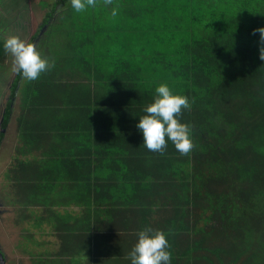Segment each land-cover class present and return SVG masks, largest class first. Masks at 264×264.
<instances>
[{"label": "trees", "instance_id": "trees-1", "mask_svg": "<svg viewBox=\"0 0 264 264\" xmlns=\"http://www.w3.org/2000/svg\"><path fill=\"white\" fill-rule=\"evenodd\" d=\"M38 3L26 41L54 66L15 72L0 122L17 111L12 203L39 208L58 243L34 264H130L146 227L166 234L171 264H264V0ZM160 84L190 102L187 155L149 151L136 127Z\"/></svg>", "mask_w": 264, "mask_h": 264}, {"label": "clouds", "instance_id": "clouds-1", "mask_svg": "<svg viewBox=\"0 0 264 264\" xmlns=\"http://www.w3.org/2000/svg\"><path fill=\"white\" fill-rule=\"evenodd\" d=\"M112 0H105L111 4ZM71 7L76 13H83L88 8L97 7V0H71ZM113 16L117 9L113 8ZM260 34L259 58L264 61V27L254 30ZM6 52L13 57V71L29 81H35L54 65L44 58L37 47L11 36L4 41ZM191 107L187 96L174 94L167 84H160L155 89L153 102L144 107L143 116L139 117L137 129L143 137V145L152 152L164 153L169 141L180 155H187L194 147L190 126L181 122L184 110ZM166 234L160 230L146 227L137 233V241L128 258L130 264H171V252Z\"/></svg>", "mask_w": 264, "mask_h": 264}, {"label": "rangeland", "instance_id": "rangeland-1", "mask_svg": "<svg viewBox=\"0 0 264 264\" xmlns=\"http://www.w3.org/2000/svg\"><path fill=\"white\" fill-rule=\"evenodd\" d=\"M18 1L2 0L4 5L0 7V11L4 20H0V28H3L7 39L15 35L26 41L41 22L43 9L38 0H20L22 3L19 2L12 11L14 3L16 6ZM4 50L0 58V122L3 105L9 94V84L15 74L13 57ZM16 115L17 111L14 112L0 144V251L5 256V264H34L37 258L56 251L58 243L51 224L38 221L39 208H28L26 213L29 216L24 218L20 206L12 203V189L5 178V171L16 144ZM68 209L78 211L75 207ZM58 210L62 212L65 209Z\"/></svg>", "mask_w": 264, "mask_h": 264}, {"label": "water", "instance_id": "water-1", "mask_svg": "<svg viewBox=\"0 0 264 264\" xmlns=\"http://www.w3.org/2000/svg\"><path fill=\"white\" fill-rule=\"evenodd\" d=\"M1 132H5V129H1ZM0 264H5V256L1 251H0Z\"/></svg>", "mask_w": 264, "mask_h": 264}]
</instances>
